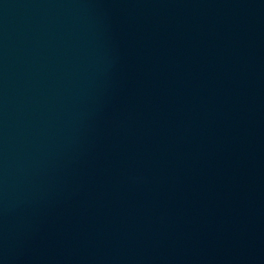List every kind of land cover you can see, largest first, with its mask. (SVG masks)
Here are the masks:
<instances>
[{"label": "water", "instance_id": "water-1", "mask_svg": "<svg viewBox=\"0 0 264 264\" xmlns=\"http://www.w3.org/2000/svg\"><path fill=\"white\" fill-rule=\"evenodd\" d=\"M0 264H264V0H0Z\"/></svg>", "mask_w": 264, "mask_h": 264}]
</instances>
